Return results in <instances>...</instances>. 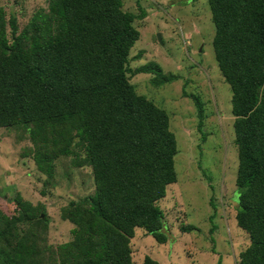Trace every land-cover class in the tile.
I'll use <instances>...</instances> for the list:
<instances>
[{"label":"trees","instance_id":"trees-1","mask_svg":"<svg viewBox=\"0 0 264 264\" xmlns=\"http://www.w3.org/2000/svg\"><path fill=\"white\" fill-rule=\"evenodd\" d=\"M136 2L138 14L122 0H47L22 28L10 13V40L0 6V127L28 129L34 163L48 178L54 160L76 158L77 149L93 174V193L63 208L75 227L73 241L59 246L67 249L60 264H159L148 255L133 262L130 239L136 227L167 239L159 201L177 182V141L168 112L138 93L128 73H149L154 86L177 76L155 62L130 67L140 36L134 21L146 14ZM206 3L214 56L231 89L235 220L250 240L237 264H264V0ZM184 94L194 101L204 139V104ZM17 203V213L1 216L0 264H42L45 214L20 197Z\"/></svg>","mask_w":264,"mask_h":264},{"label":"rangeland","instance_id":"rangeland-1","mask_svg":"<svg viewBox=\"0 0 264 264\" xmlns=\"http://www.w3.org/2000/svg\"><path fill=\"white\" fill-rule=\"evenodd\" d=\"M122 1L123 9L140 12L136 0ZM139 2L146 14L134 21L140 36L130 50V67L155 62L177 78L154 86L149 73L128 76L138 93L168 112L178 152L174 156L177 182L167 187L166 196L159 201L167 239L158 242L136 227L129 243L131 260L141 263L148 255L159 264H218L219 259V264H237L240 251L250 240L235 220L238 153L231 89L214 56L210 10L206 0ZM0 6L7 15L4 26L10 40V13L22 28L36 11L46 8L47 0H0ZM201 46L204 52H199ZM185 92L198 95L204 104V139L198 130L194 101ZM34 146L27 128L0 127V220L2 215L18 212V197L30 202L36 214H45L42 264H60L67 249L59 246L73 241L75 227L63 217V208L71 200L93 193V174L88 164L79 162L84 152L77 149L76 158H56L48 178L34 163ZM190 224L196 228H181Z\"/></svg>","mask_w":264,"mask_h":264},{"label":"crops","instance_id":"crops-1","mask_svg":"<svg viewBox=\"0 0 264 264\" xmlns=\"http://www.w3.org/2000/svg\"><path fill=\"white\" fill-rule=\"evenodd\" d=\"M196 44V43H195ZM204 44V42L203 43H201V45H203ZM204 47V46H203ZM200 50H199V52H204V50H203V48H202V46L199 48Z\"/></svg>","mask_w":264,"mask_h":264},{"label":"water","instance_id":"water-1","mask_svg":"<svg viewBox=\"0 0 264 264\" xmlns=\"http://www.w3.org/2000/svg\"><path fill=\"white\" fill-rule=\"evenodd\" d=\"M157 36L159 37V40H160V35H159V34H157Z\"/></svg>","mask_w":264,"mask_h":264}]
</instances>
